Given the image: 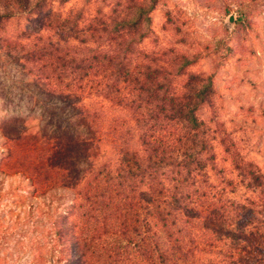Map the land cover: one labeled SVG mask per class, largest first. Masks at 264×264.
Segmentation results:
<instances>
[{
	"label": "trees",
	"instance_id": "1",
	"mask_svg": "<svg viewBox=\"0 0 264 264\" xmlns=\"http://www.w3.org/2000/svg\"><path fill=\"white\" fill-rule=\"evenodd\" d=\"M70 1L0 0V48L43 109L0 122V176L60 202L55 264H264V168L199 117L211 78L137 48L135 0Z\"/></svg>",
	"mask_w": 264,
	"mask_h": 264
},
{
	"label": "rangeland",
	"instance_id": "2",
	"mask_svg": "<svg viewBox=\"0 0 264 264\" xmlns=\"http://www.w3.org/2000/svg\"><path fill=\"white\" fill-rule=\"evenodd\" d=\"M100 1L72 0L62 7L55 4V9L66 12ZM135 8L149 10L150 17L137 31L143 35L137 48L173 50L192 61L186 73L211 78L213 103L199 117L208 121L219 116L243 137L248 158L264 168V0H135ZM24 80L0 48V122L42 112L26 99L30 90ZM2 144L0 136V149ZM28 188L18 179L0 176V264H55L47 211L60 202L32 201Z\"/></svg>",
	"mask_w": 264,
	"mask_h": 264
},
{
	"label": "water",
	"instance_id": "3",
	"mask_svg": "<svg viewBox=\"0 0 264 264\" xmlns=\"http://www.w3.org/2000/svg\"><path fill=\"white\" fill-rule=\"evenodd\" d=\"M229 23H230L231 25H234V24H235V18H234L233 15H231V16L229 17Z\"/></svg>",
	"mask_w": 264,
	"mask_h": 264
}]
</instances>
